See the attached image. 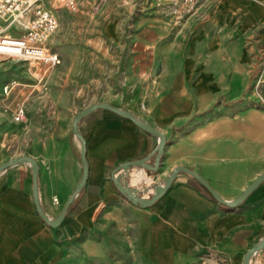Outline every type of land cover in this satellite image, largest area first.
<instances>
[{
    "label": "crops",
    "instance_id": "1",
    "mask_svg": "<svg viewBox=\"0 0 264 264\" xmlns=\"http://www.w3.org/2000/svg\"><path fill=\"white\" fill-rule=\"evenodd\" d=\"M114 5L83 0L75 10L58 8L60 29L49 45L63 63L35 68L48 86L31 98L29 114L33 106L40 112L35 130L0 111V166L36 160L40 203L56 220L83 177L74 119L107 103L166 136L157 171L135 167L129 185L151 187L185 167L225 202L237 200L264 174V0H206L179 24L155 10L121 14ZM10 81L1 88L20 85ZM80 130L88 179L59 226L40 215L30 164L0 174V264H243L264 237V182L229 207L180 173L142 208L118 190L113 172L152 156L160 139L109 110L90 114ZM13 138L30 140L28 153L9 150Z\"/></svg>",
    "mask_w": 264,
    "mask_h": 264
},
{
    "label": "built area",
    "instance_id": "2",
    "mask_svg": "<svg viewBox=\"0 0 264 264\" xmlns=\"http://www.w3.org/2000/svg\"><path fill=\"white\" fill-rule=\"evenodd\" d=\"M82 0H0V57L27 63L29 66L44 65L57 68L62 65V56L53 50L50 38L60 29L57 10L60 6L77 9ZM99 5L114 2L126 11L151 9L173 17L181 23L193 15L206 0H98ZM37 87H32L30 94L23 98H14L19 85L6 83L0 90V111L10 116L15 123H27L31 98L44 96L48 86L45 76H38ZM264 107V104H263ZM123 177V182H127ZM128 183V182H127ZM131 186V185H130ZM133 187V186H132ZM144 199H149L153 192L139 189ZM58 203V200H54ZM264 253V252H263ZM257 255L251 264H264V254Z\"/></svg>",
    "mask_w": 264,
    "mask_h": 264
},
{
    "label": "water",
    "instance_id": "3",
    "mask_svg": "<svg viewBox=\"0 0 264 264\" xmlns=\"http://www.w3.org/2000/svg\"><path fill=\"white\" fill-rule=\"evenodd\" d=\"M98 110H109L111 112H114L115 114L132 120L138 127H140L142 130L155 135L160 139V143L157 146L156 150L154 151L153 155L148 157V158H142L139 160H134L130 162H126L123 164H120L113 172V180L115 182V185L117 186L118 190L124 194L134 205L142 207V208H148L152 205H154L164 194L170 189L171 185L173 184L175 178L180 174V173H185L191 176L192 178L196 179L199 181L218 201L219 203L229 206V207H237L244 203L248 197L264 182V174L260 176L253 184H251L244 192L243 194L235 201L233 202H225L222 200L218 194L207 184V182L194 173L192 170L189 168L185 167H179L176 168L172 174L166 178L162 183L160 184H155L154 186L151 187H146L144 191H152L153 194L149 199H144L140 195V190L130 186L127 182H123L122 178L126 177L129 175L130 170H132L135 167L138 168H143L149 171H157L161 157L164 153V149L166 146V136L160 132L159 130L155 129L154 127L150 126L149 124L137 119L133 114L122 111L110 104L103 103V104H95L87 108L86 110L81 111L79 114L74 119L73 122V133L75 136H77L82 144V152H81V159L84 167L83 171V177L71 196L68 204L60 214V216L56 220H51L48 218L45 213L43 212L41 203H40V198H39V193H38V174H39V165L34 160L33 158L29 156H24L20 158H14L0 166V174L7 170L10 167H13L18 164H30L32 166V172H33V193H34V198H35V203L36 206L40 212L41 217L43 220L50 226L57 227L59 224L62 222V220L65 218L66 214L69 211L70 206L74 202L76 196L84 189L86 181L88 179V161H87V149H86V140L80 130V124L82 121H84L85 118H87L90 114L94 113L95 111ZM155 155V165L152 166L149 164V161L151 158ZM264 252V237L254 244L251 250H249L244 258V263L243 264H251L252 261L256 258L257 255L262 254Z\"/></svg>",
    "mask_w": 264,
    "mask_h": 264
},
{
    "label": "rangeland",
    "instance_id": "4",
    "mask_svg": "<svg viewBox=\"0 0 264 264\" xmlns=\"http://www.w3.org/2000/svg\"><path fill=\"white\" fill-rule=\"evenodd\" d=\"M83 1V0H82ZM121 14H127L129 11H126L125 8L121 7L118 3H115L114 5ZM54 50V49H53ZM38 65H34V66H29L27 63L19 61V60H14V59H6L3 57H0V84L1 82L4 81H9L12 82L10 80H16L20 83L18 89L24 88V84L25 85H35V79L38 78L39 76V72H36L35 68ZM28 68L32 71V73L34 74V76L29 75V80H27L28 77ZM6 71H8L6 73ZM6 73V77L2 78V74ZM5 79V80H4ZM0 90H1V85H0ZM27 91V89L25 90ZM29 92V91H28ZM40 112H38L37 110V106H33L32 110L30 111V117H29V121L28 123H26V125H29L30 130L31 129L35 130V128H37L39 126V121H37L36 119L40 116L39 115ZM27 128H25V130L23 129V133L27 132L26 130ZM19 130V129H15ZM29 131V133H30ZM20 133V132H19ZM31 139V137H30ZM30 146H31V141L30 140H26V139H19L18 138H13L12 141L10 142V146L8 145L7 148L9 150H11L13 153L15 154H26L28 153V151L30 150Z\"/></svg>",
    "mask_w": 264,
    "mask_h": 264
},
{
    "label": "trees",
    "instance_id": "5",
    "mask_svg": "<svg viewBox=\"0 0 264 264\" xmlns=\"http://www.w3.org/2000/svg\"><path fill=\"white\" fill-rule=\"evenodd\" d=\"M210 196H211V198H212L214 201L216 200V199L213 197V195H212V194H211Z\"/></svg>",
    "mask_w": 264,
    "mask_h": 264
},
{
    "label": "bare ground",
    "instance_id": "6",
    "mask_svg": "<svg viewBox=\"0 0 264 264\" xmlns=\"http://www.w3.org/2000/svg\"><path fill=\"white\" fill-rule=\"evenodd\" d=\"M133 175V174H132ZM135 180V179H134ZM138 182V181H137ZM133 186V185H132Z\"/></svg>",
    "mask_w": 264,
    "mask_h": 264
}]
</instances>
